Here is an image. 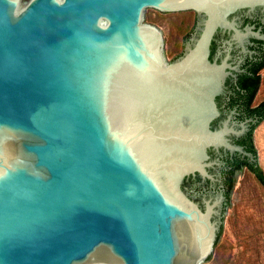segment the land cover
Listing matches in <instances>:
<instances>
[{
    "label": "water",
    "instance_id": "1",
    "mask_svg": "<svg viewBox=\"0 0 264 264\" xmlns=\"http://www.w3.org/2000/svg\"><path fill=\"white\" fill-rule=\"evenodd\" d=\"M256 8L0 0V264H208L224 158H254L224 100Z\"/></svg>",
    "mask_w": 264,
    "mask_h": 264
},
{
    "label": "rangeland",
    "instance_id": "2",
    "mask_svg": "<svg viewBox=\"0 0 264 264\" xmlns=\"http://www.w3.org/2000/svg\"><path fill=\"white\" fill-rule=\"evenodd\" d=\"M20 1L23 6L28 0ZM260 77L253 104L264 100V67ZM235 118L240 120L238 116ZM252 141L257 162L264 170V118L252 130ZM179 185L195 201L204 196L203 185L197 179L182 181ZM216 222L219 232L214 238L217 252L208 264H264V186L248 167L235 172L225 211L217 216Z\"/></svg>",
    "mask_w": 264,
    "mask_h": 264
},
{
    "label": "flooded vegetation",
    "instance_id": "3",
    "mask_svg": "<svg viewBox=\"0 0 264 264\" xmlns=\"http://www.w3.org/2000/svg\"><path fill=\"white\" fill-rule=\"evenodd\" d=\"M195 11V10H194ZM237 20L241 23V26H248L250 28L251 33L249 34L248 42L246 44V47L248 49V52L246 54L238 53V48L234 50V53L236 55V58H242L240 64H239V70L235 72V76L230 78L228 80V85L230 86V92L226 93L225 95V107L230 109V108H235L237 111V115H239V110H238V105L235 104L233 106L228 105V101L233 98V99H241V96L239 93L236 92V90L239 88L240 84L247 83L249 82V76L253 74V69L260 64L264 60V12L260 10V8H256L251 12H245L244 10L237 12ZM195 25H196V11H195ZM194 25V27H195ZM194 27L192 29V32L194 30ZM190 32L189 35L192 34ZM219 45L221 42H216ZM177 57V56H176ZM264 67V63L261 64L257 71L255 72L256 75H259V84H260V70ZM246 78L244 79L243 78ZM249 117V116H247ZM254 118L253 116H251ZM246 118V117H244ZM241 118V119H244ZM247 134V132H246ZM246 134H242L238 139H236V143L240 144L243 146V149L246 151L251 152L247 148V145L245 143L239 142V139L245 136ZM237 156H240L241 158H246L247 160L251 161L253 158L250 155L247 154H234ZM227 156L230 158H233V156ZM226 158V157H225ZM225 163H226V159ZM224 163V164H225ZM224 166V165H223ZM223 173V171H222ZM223 179H224V174H223Z\"/></svg>",
    "mask_w": 264,
    "mask_h": 264
},
{
    "label": "trees",
    "instance_id": "4",
    "mask_svg": "<svg viewBox=\"0 0 264 264\" xmlns=\"http://www.w3.org/2000/svg\"><path fill=\"white\" fill-rule=\"evenodd\" d=\"M263 63L264 60L260 62V64L253 69L252 71L253 74L249 76V82L239 85V88L236 90V92L240 94L241 99L231 98L228 101L229 106H233L235 104L238 105V110L240 112L238 117L240 119L247 116L254 117V121L251 123L247 134L239 139V142L245 143L247 145V148L253 152L254 158L251 161L247 160L246 158H241L240 156L237 155H234L233 158L230 157L225 158L226 163L222 168L224 174V184H225V194H226L223 212L225 211L226 203L229 200V194L233 187L235 172L240 170L242 167L244 166L248 167L255 175L257 180L264 186V170L257 162L256 153H255L256 150L252 141V130L264 118V100H261L256 104H253L254 95L259 87V75H256L255 72L257 71L258 67Z\"/></svg>",
    "mask_w": 264,
    "mask_h": 264
}]
</instances>
